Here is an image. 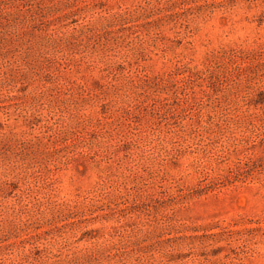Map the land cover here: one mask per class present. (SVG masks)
I'll return each instance as SVG.
<instances>
[{"label": "rangeland", "instance_id": "rangeland-1", "mask_svg": "<svg viewBox=\"0 0 264 264\" xmlns=\"http://www.w3.org/2000/svg\"><path fill=\"white\" fill-rule=\"evenodd\" d=\"M150 0H0V264H143Z\"/></svg>", "mask_w": 264, "mask_h": 264}]
</instances>
